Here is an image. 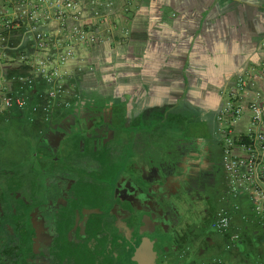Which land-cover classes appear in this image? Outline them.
I'll use <instances>...</instances> for the list:
<instances>
[{"label": "flooded vegetation", "instance_id": "flooded-vegetation-1", "mask_svg": "<svg viewBox=\"0 0 264 264\" xmlns=\"http://www.w3.org/2000/svg\"><path fill=\"white\" fill-rule=\"evenodd\" d=\"M116 74L0 114V264H255L219 120L145 128Z\"/></svg>", "mask_w": 264, "mask_h": 264}, {"label": "crops", "instance_id": "crops-1", "mask_svg": "<svg viewBox=\"0 0 264 264\" xmlns=\"http://www.w3.org/2000/svg\"><path fill=\"white\" fill-rule=\"evenodd\" d=\"M108 15L110 27L93 30L102 37L100 42L75 46L76 58L67 69L61 94L75 93L117 71L116 75L125 76L128 109L141 118L143 127H152L155 117L161 118L160 126H167L169 116H179L173 111L191 103L186 113L209 132V123L218 121L239 77L250 69L259 71L256 86L264 91V0H113ZM3 53L0 94L5 83L9 95L26 98L33 105L28 107L33 113L51 88L33 72L40 54L33 31L23 28L10 34ZM22 110L12 107L0 114ZM253 118L246 109L232 127L234 151L239 156L245 152L237 140L246 137ZM259 129L264 132V121ZM220 131L227 147L228 138ZM261 163L264 166V153ZM226 176L231 193V178ZM232 195L238 231L248 232L251 238L264 232V218L258 215L252 194L240 189ZM255 264H264V253Z\"/></svg>", "mask_w": 264, "mask_h": 264}, {"label": "built area", "instance_id": "built-area-1", "mask_svg": "<svg viewBox=\"0 0 264 264\" xmlns=\"http://www.w3.org/2000/svg\"><path fill=\"white\" fill-rule=\"evenodd\" d=\"M112 5L113 0H0V59L10 34L23 28L32 30L40 53L32 65L34 75L51 86L47 96L55 98L63 91V79L68 77L67 69L75 61V46L101 41L102 37L93 30L98 27L106 31L110 27L108 11ZM53 49L59 51L52 52ZM25 59L24 56L20 57L21 62ZM261 74L250 69L246 75L238 78L218 120L228 138L225 169L231 178L232 192L237 193L240 189L250 192L258 215L264 218V189L261 185L264 183V166L261 163L264 132L259 129L264 121V91L256 86L257 76ZM28 81L33 82L32 79ZM1 88L0 111L26 107V98L9 95L5 83ZM250 95L252 97L246 103ZM37 108H33V111ZM246 109L254 114V118L246 137L237 140L245 152V155L239 156L234 151L232 127ZM228 223L227 217L220 220L223 228Z\"/></svg>", "mask_w": 264, "mask_h": 264}, {"label": "rangeland", "instance_id": "rangeland-1", "mask_svg": "<svg viewBox=\"0 0 264 264\" xmlns=\"http://www.w3.org/2000/svg\"><path fill=\"white\" fill-rule=\"evenodd\" d=\"M189 107H192V104L191 103L182 104V106L179 108V110L173 111V114H176L177 113V114L181 115L185 109L186 110L191 109ZM193 112H194V110H193ZM189 115L190 114H188V116ZM172 121H173L174 124H176L177 128L179 129L180 128V126H179L180 124L177 123V120L175 121L174 119H172Z\"/></svg>", "mask_w": 264, "mask_h": 264}, {"label": "water", "instance_id": "water-1", "mask_svg": "<svg viewBox=\"0 0 264 264\" xmlns=\"http://www.w3.org/2000/svg\"><path fill=\"white\" fill-rule=\"evenodd\" d=\"M200 129H202V128H198V130H200ZM231 194H233L232 192H231ZM234 196V195H233ZM237 208V206L235 207V209Z\"/></svg>", "mask_w": 264, "mask_h": 264}]
</instances>
